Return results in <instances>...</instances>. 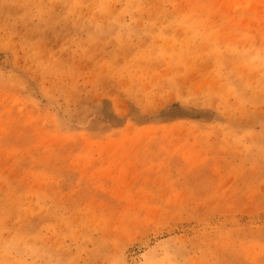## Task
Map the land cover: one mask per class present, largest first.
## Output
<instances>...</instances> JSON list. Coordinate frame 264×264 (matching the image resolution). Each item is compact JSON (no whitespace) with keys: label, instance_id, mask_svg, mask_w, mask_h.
Wrapping results in <instances>:
<instances>
[{"label":"rangeland","instance_id":"374dc122","mask_svg":"<svg viewBox=\"0 0 264 264\" xmlns=\"http://www.w3.org/2000/svg\"><path fill=\"white\" fill-rule=\"evenodd\" d=\"M0 264H264V0H0Z\"/></svg>","mask_w":264,"mask_h":264}]
</instances>
